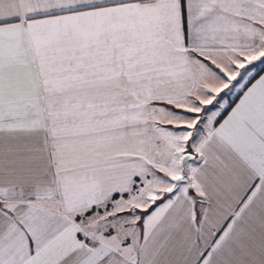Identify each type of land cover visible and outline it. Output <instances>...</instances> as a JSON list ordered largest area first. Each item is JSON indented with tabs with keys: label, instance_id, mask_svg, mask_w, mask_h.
Returning a JSON list of instances; mask_svg holds the SVG:
<instances>
[{
	"label": "snow or ice",
	"instance_id": "obj_1",
	"mask_svg": "<svg viewBox=\"0 0 264 264\" xmlns=\"http://www.w3.org/2000/svg\"><path fill=\"white\" fill-rule=\"evenodd\" d=\"M0 264H264V0H0Z\"/></svg>",
	"mask_w": 264,
	"mask_h": 264
}]
</instances>
